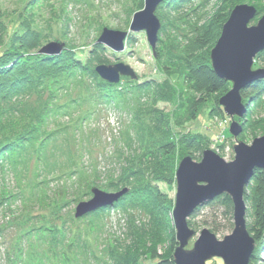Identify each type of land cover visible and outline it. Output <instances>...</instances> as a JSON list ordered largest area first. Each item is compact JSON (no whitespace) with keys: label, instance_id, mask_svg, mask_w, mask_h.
Wrapping results in <instances>:
<instances>
[{"label":"trees","instance_id":"16d2710c","mask_svg":"<svg viewBox=\"0 0 264 264\" xmlns=\"http://www.w3.org/2000/svg\"><path fill=\"white\" fill-rule=\"evenodd\" d=\"M183 1L187 0H165L157 7L155 15L162 8L178 9ZM246 2L248 0H221L207 24L194 29V38L183 49L187 54L181 50L180 57L173 56L172 50H176L178 45L174 44V40L165 46L166 59L160 61L159 70L165 73L171 88L174 90L176 87V96L172 91L159 92L153 81L123 82L127 78H120L118 84L104 82L95 73L96 66L106 63L102 55L105 53L104 46L93 43L94 49L90 52L89 60L82 62L73 52L74 44H71L72 40L67 34H64L67 43L56 40L66 47L60 55H39V49L52 41L56 31L53 27L58 30L60 25L68 23V19L63 17V8L51 5L50 0H16L14 9L7 14L0 13L1 177L5 179V175H12L16 179L28 172L30 159L35 164L34 178L28 194L19 191L17 196H13L4 187L1 189L0 207L3 202L17 198L18 203L28 205L29 208L22 213L26 218L25 226L18 231L12 251L6 255L7 264H87L90 253L86 251L91 245L87 244V233L84 234L80 224L87 221L85 226L89 235L94 226L88 218H98L118 205L125 206V201L129 202L128 205L133 204L149 210L155 216L159 213L158 225L159 229L163 225L169 254L168 257H163L155 251L154 246H150V250L145 253V260L149 264H174L172 255L177 244L169 215L173 200L161 194L154 184H173L179 162L198 144L197 134L175 135L171 128L175 122L195 121L207 106L211 115L224 118L218 100L231 89V84L215 75L211 68L210 53L197 52L214 47L230 12ZM120 3L124 25L129 28L133 14L142 9L143 0H120ZM254 8L257 21V17L264 13V8ZM44 9L46 18L43 16L38 21L39 15L36 11L43 12ZM100 29H103V25ZM166 29L167 25L161 24L160 37H166ZM261 53L264 54V50ZM253 69H257V64H253ZM141 95H153L152 97L161 101L174 102V109L166 115L153 106L144 104L129 114L136 119L133 120V125L139 126L135 131L139 148L132 155L133 158L118 169L123 176L120 184L110 183L107 188L110 191H115L119 185H128L131 188L111 207L75 218L68 207L72 203L79 204L87 198L89 200L90 191L97 184L92 181L93 174L86 167L78 166L70 155L64 165L44 169L45 163L56 153L51 146L61 133L66 137L70 136L67 140L71 139L78 145L79 140L74 139V133L79 131L76 122L85 120L90 115V109L96 105L110 108L117 104L120 107L119 103L128 98L132 100L126 101L139 105ZM240 96L243 104L247 105V113L244 116L246 118L243 117L238 123L252 133L263 129L264 118L253 120L252 116L264 109V80L245 87L240 91ZM61 100L65 102L56 106ZM70 105L84 109L87 113L77 116L66 125L56 122V116L61 111H65L66 115ZM177 124L179 126L181 123ZM49 151L52 154L48 155ZM244 202L245 218L251 220L250 224L246 222L248 233L255 245L259 246L264 241V170L254 171L244 191ZM205 206L219 211L226 221V227L233 229L231 200L227 195H221L200 206L190 215L187 224L191 230L196 233L193 220ZM39 210L40 213L28 214L30 211ZM28 217L30 220L40 218L47 222L29 228ZM211 224L212 230L219 232L215 220ZM256 254L257 251H254L249 264H254ZM109 255L113 260L112 264H139L133 258L125 259L116 249ZM92 258L95 261V255ZM110 263L111 261L100 262Z\"/></svg>","mask_w":264,"mask_h":264},{"label":"rangeland","instance_id":"374dc122","mask_svg":"<svg viewBox=\"0 0 264 264\" xmlns=\"http://www.w3.org/2000/svg\"><path fill=\"white\" fill-rule=\"evenodd\" d=\"M220 1L187 0L186 2L183 1L184 3H180L178 9H172L171 7L162 8L157 12L156 17L161 22L160 28L161 24L165 23L167 25V35L166 37L164 35L160 37L159 30V36L157 35L158 41L155 47L156 52L155 50L154 52L151 50L144 32L130 33L123 52L114 53L104 47L105 53H102V55L106 60L105 65L117 63L127 65L137 76V81L135 82L153 81L156 84L155 89L159 92L172 91L176 96L178 92L176 87L173 90L170 86L171 83H168L169 80L165 73L159 70L160 61L166 59L165 46L174 40L175 43H173L178 45L176 50H172V54L175 57H180L182 55L181 50L186 51L183 49L194 38V29L207 24L218 9ZM15 2L16 0H0V13H9L16 7ZM59 2H62V4H57ZM50 3L56 7H62L64 10L63 17L68 19V23L60 25L58 30L57 27H53L54 31H56L51 42L60 40L67 43V40L64 39V34H67V37L72 40L71 44H74L73 52L82 62L89 60L90 52L94 49L93 43H96L102 32L101 30L108 28L114 31H128V27L124 25L125 19L122 17L120 0H50ZM245 4L264 8V0H248ZM45 10L43 12L36 11L39 15L38 21L43 16L46 18ZM47 18H49V15ZM256 22L254 20L250 25H254ZM101 25H103V29L99 30ZM210 51V49H205L197 53L207 52L209 54ZM185 53L187 54V51ZM254 64H257V69L264 70V54H259L254 59ZM127 80L130 79L127 78L123 82ZM152 96L141 95L139 105L126 101L128 99L132 100L128 98L123 101L119 100L121 101L119 103L120 107L116 104L115 107L111 106L110 108L100 105L91 108L90 115L85 120H78L76 122L79 131L76 134L74 133V139L75 141L79 140L78 145L73 143L71 139L67 140L70 136L66 137V135L61 133L51 146L56 151L55 156L49 158L45 163L44 169H47L49 166L57 167L64 165L70 155L78 166L86 167L87 171L93 174L92 181L97 184L95 188L106 193L119 192L123 188L129 190L131 187L128 185L124 187L119 185L115 191H110L107 188L110 183L120 184L123 176H121L118 169L124 167L133 158L132 155L139 148L135 140V131L139 126L135 123L133 125V120L136 119L134 116H129V114L134 109L144 106V104L153 106L157 111H161L166 115H169L174 109V102H164ZM63 102L65 101H59L56 106L63 104ZM77 111L81 113L78 114ZM83 113H87V111L84 112V109H78L70 105L66 111V115H64L65 111H61L56 116V122L66 125L72 119L75 120L77 116H83ZM256 118H264V109L257 111L252 116L253 120ZM234 120L240 122L242 119L240 121L238 119ZM177 122L181 124L178 126ZM177 122L171 126L175 135L192 133L197 134V137H199L197 146L190 153H187L185 157H190L194 162L198 163L201 161L202 153L205 150H211L225 162L233 161V145L235 144V140L229 132L231 123L229 118L225 116L222 118L215 114L211 115L207 106L202 109L195 121ZM241 129L242 132L237 137V141L246 145H250L255 138L264 135V127L253 133L250 129L242 127V125ZM50 154H52L51 151L48 152V155ZM30 161L28 172L16 179L12 175H5L4 179L0 173V193L2 187H4L13 196H17L19 191L28 194L35 170L34 160L30 159ZM39 170L42 172L41 169ZM89 176L92 177L91 175ZM154 185L157 186L161 194L166 195L174 203L176 194L175 181L171 185L163 183H156ZM87 200L88 198L84 199V201ZM84 201L82 200L81 202ZM18 202L16 198L10 200V202H3L2 207H0V264H7L6 255L12 251L18 231L25 226L24 220L26 218L22 213L29 208L28 205ZM124 203L125 206L118 205L115 208H111L98 218H88L90 224L94 226V228L92 227L94 229L93 232L89 235L85 226L87 221H83L80 224L84 234L87 233L85 234L87 235V244L91 245L86 251L90 253V256L87 257L88 260L86 259L87 264H100L101 261H111L110 264H112L113 260L110 259L109 254L114 252V249L122 253L124 258H133L139 264L144 262L150 263L148 260H145L147 256L145 253L150 250L148 249L150 246H154L158 254L168 257L169 249L163 225H161V229H159L158 225L159 213L155 216L149 210H144V208L136 207L133 204L128 205V201ZM76 206L77 203H72L68 207L72 215H74ZM171 211L169 213L170 218ZM33 213H40V210L30 211L28 214ZM41 213L45 214L44 211ZM41 220L40 218L30 220L28 217L27 226L30 228L32 225L40 226L47 222L45 219ZM212 220H215V224L219 226V232L212 230ZM246 222L250 224L251 220L246 218ZM193 223L196 227V236L189 242L187 249L192 248L193 243L204 228L213 233L216 239L220 241L232 232V229L226 227V221L221 217L220 212L208 206L201 209L200 215L193 220ZM170 225L173 227L172 218ZM254 251H257L254 264H264V241L259 246L255 245ZM93 255H95V261L92 258ZM98 260L100 261L99 263L97 262ZM207 264H222V262L219 259H214L207 262Z\"/></svg>","mask_w":264,"mask_h":264},{"label":"water","instance_id":"95a60500","mask_svg":"<svg viewBox=\"0 0 264 264\" xmlns=\"http://www.w3.org/2000/svg\"><path fill=\"white\" fill-rule=\"evenodd\" d=\"M165 0H143V9L133 14L128 31H114L104 28L96 41L114 53H121L130 33L144 32L146 40L154 52L160 30V22L155 12ZM256 10L246 4L236 6L222 26L214 47L210 51L211 68L220 79L231 84V89L218 100L225 117L231 120L229 132L235 140L234 159L225 162L211 150L202 153L200 162L190 157L183 158L176 169L174 197L171 218L175 233L174 264H207L219 259L222 264H249L255 249V242L246 227V205L244 191L254 171L264 170V135L255 138L250 145L237 141L242 132L241 120L247 113L240 91L250 84L264 80V70L253 69L254 59L264 50V14L254 25ZM64 44L50 42L42 46L38 54L60 55ZM95 73L109 84H118L120 78L137 80L133 70L122 63L99 65ZM128 189L106 193L97 188L91 189V198L77 204L75 218H82L99 209L114 205ZM227 195L233 206V229L221 241L208 229L199 233L191 249L189 242L196 233L188 227L187 220L200 206L216 197Z\"/></svg>","mask_w":264,"mask_h":264}]
</instances>
